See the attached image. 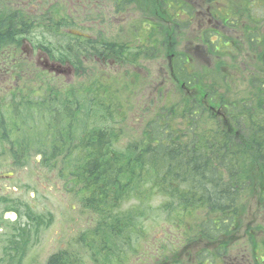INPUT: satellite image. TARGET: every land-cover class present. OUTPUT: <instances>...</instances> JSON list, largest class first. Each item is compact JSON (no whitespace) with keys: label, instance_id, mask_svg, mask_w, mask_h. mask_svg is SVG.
<instances>
[{"label":"rangeland","instance_id":"obj_1","mask_svg":"<svg viewBox=\"0 0 264 264\" xmlns=\"http://www.w3.org/2000/svg\"><path fill=\"white\" fill-rule=\"evenodd\" d=\"M175 1L131 0L132 6L124 15L121 24H118L120 20L117 19L113 0H107L104 5L94 2V9L96 11L100 9L103 12L100 15L105 14V17H93V19L106 22L102 35L98 34V30L92 31L94 37L125 44L122 35H129L128 39L130 38L132 47L129 52L136 53L130 60H123L121 53L111 49L113 58L116 56L119 60L112 64L108 62L104 64L93 57V53L99 54L102 50L89 52L88 55L83 47H78L77 40L66 37L64 31L68 26L62 23L58 27H42L37 24L31 27L30 32L25 30L11 40L0 43V61H6L3 66L7 68L0 76V173L14 171L9 178L0 179V197L5 198V201H0V215L8 209H15L20 214L17 221L6 219L4 222L5 237H0V264H48L49 259L55 255L63 256V260L69 259L68 264H103L104 249L96 246H91L89 249L86 245L88 241L83 238L84 234L90 236V228L95 227L97 215L84 206L76 191L74 193L71 190L68 181L74 183V176L67 177L68 171L61 174L58 170L63 163L71 170L75 161L81 162L85 159L86 151L81 143L74 144L70 156L62 153L52 160L57 163V168L48 166L52 161L46 165L44 160L39 161L36 158L39 148L42 151L43 148H47V145L43 147L41 129L44 124H52L54 121L51 112L41 109L40 102H43L44 96L48 95L50 90H59L64 94L70 89L73 103L69 113L78 121L77 127L74 126L72 130L79 133L105 131L113 125L116 126L118 122L116 118L121 106H117L115 102L120 105L123 101L124 119L119 125L123 136L118 140L109 139L108 142L110 151L121 153L122 144L133 141L131 136L141 135L146 121L152 118L157 110L184 98L182 93L186 89L182 91L183 89L180 88V84L184 85V83L178 80L175 73L178 53L193 57L191 67L198 78L201 77L203 69L215 67L217 60L204 48L199 47L201 39L198 32L180 26L183 25V22H180L182 16L177 15L179 9ZM230 1L221 0L213 4V11L216 14L210 13L203 6H198L201 11L197 16L202 18V22L207 26L223 29L226 36L239 39L243 47L234 45L229 50L235 51L240 47V53L243 55L248 43L246 37H243L244 32H240L242 24L246 27L247 24L250 25L251 20H256L259 23L258 27L256 26L257 36L264 34V19L261 16L264 14V0L259 2L234 0L229 4ZM65 4V2L57 4L51 12L48 10L49 7L44 5L42 12L47 14L46 18H51L53 15L61 18ZM228 4L230 13L226 15ZM249 4L252 5V9L248 8ZM5 5L9 4L0 0L1 13ZM234 9L240 18L232 16L231 10ZM88 10H92V7ZM4 17L0 19V30L4 27L1 22L6 21L3 20ZM225 17H228L229 21H236V24L229 25L228 21L222 23ZM39 21L41 18L38 19ZM72 21L77 19L74 18ZM29 45L35 48L41 46L53 59L64 58L65 52L74 49L77 53L75 56L84 58L82 64L85 69L78 70V83L69 88L66 85L68 82L66 77H63L64 82L58 80L54 74L43 72L34 64L28 67L32 61L35 63L27 54ZM12 48L14 50L11 55ZM196 50L202 51L204 56H197L193 52ZM236 55L240 58L239 52ZM224 60L231 66L236 63L235 56H225ZM24 65L27 66L23 68ZM9 86L16 87V91L20 90L19 88H23L24 91L22 95L18 93L12 99L6 95ZM16 97L17 99L14 100ZM78 98L80 100L76 101ZM14 103L20 105L18 110L13 109ZM98 117L102 118L98 119ZM39 123H42L41 128ZM34 126L39 136L35 142L36 148L29 151L30 158L27 162L19 164L14 152L10 150L11 145L14 146L12 140L22 138L23 133L30 137ZM19 128L21 129L14 133V130ZM45 151L48 153L51 149ZM155 204L158 205L159 201L155 200L153 206ZM166 217V212L155 208L146 211L139 224H134L132 239L118 242L117 255L122 258V261L118 262L120 264H258L253 260V256L256 255L259 264H264V206L261 207L259 197H253L252 204L244 211L240 228L233 236V242L224 244L217 254L204 256L200 262L198 260L200 257L195 255L192 244L191 251L186 254V250L183 249L184 243L179 241V236L175 237L178 243H169L174 236L167 238L165 232L170 228L172 230L176 228L173 226L174 223L168 220L161 224ZM257 228L259 230L256 234L249 232ZM252 236L255 238V244L251 240ZM89 240L92 241L90 238ZM172 247L176 250H172ZM162 248L160 253L163 255L156 257L154 251ZM256 250L263 251L256 253Z\"/></svg>","mask_w":264,"mask_h":264},{"label":"trees","instance_id":"obj_2","mask_svg":"<svg viewBox=\"0 0 264 264\" xmlns=\"http://www.w3.org/2000/svg\"><path fill=\"white\" fill-rule=\"evenodd\" d=\"M115 4L126 11L132 3L115 0ZM68 8L64 7L58 23L50 21L54 27L61 23L72 26ZM236 13V9L231 10L234 18L239 17ZM261 16L264 19V14ZM48 23L43 22L42 26ZM1 25L4 27L0 30V43L13 38L17 30L9 29L6 22ZM258 25L256 20H251L246 27L242 24L248 43L243 55L240 47L229 50L234 45L243 47L241 41L222 34L212 40L206 32L205 43L220 54L215 67L203 69L200 78L189 68L193 58L178 53L175 73L184 83L180 84L182 91L189 89L191 93L185 90L181 101L157 110L146 121L144 131L138 136L142 137L138 140L131 136L133 141L124 142L121 153L110 151L108 142L123 136L119 127L124 119L123 101L120 105L115 102L121 106L116 126L105 131L79 133L72 130L78 121L69 113L73 103L70 89L64 94L50 90L40 102L41 109L51 112L54 120L41 129L43 147L47 145V148L38 151L43 153L44 163L47 165L62 153L70 156L74 144L81 143L86 151L85 159L75 161L71 170L64 163L58 170L61 174L68 171L67 177L74 176V183L67 180L71 190L97 215L90 236L84 234L83 238L88 241L89 249L91 246L104 249L103 264H120L118 242L131 240L134 224H139L144 213L152 208L167 213L161 224L167 220L174 223L176 230L170 228L165 232L167 238L174 236L169 243H178L175 237L179 236L186 254L192 244L200 262L204 256L217 254L224 244L233 242L253 197H259L261 207L264 206V34L257 36ZM75 39L82 46L88 42L85 38ZM238 52L240 58L236 55ZM225 56H235L236 63L228 65ZM72 86L75 85L68 87ZM19 108L14 103L13 109ZM39 124L41 128L42 123ZM22 138L13 139L14 146L10 147L19 164L27 162L29 151L36 148L37 128L34 126L30 137L23 133ZM49 149L47 153L45 150ZM48 166L57 168V163L52 161ZM155 200L159 204L153 206ZM259 228L249 232L256 234ZM251 240L255 244L253 236ZM160 250L163 248L154 251L156 257L163 255ZM68 260L55 255L48 264H68Z\"/></svg>","mask_w":264,"mask_h":264},{"label":"flooded vegetation","instance_id":"obj_3","mask_svg":"<svg viewBox=\"0 0 264 264\" xmlns=\"http://www.w3.org/2000/svg\"><path fill=\"white\" fill-rule=\"evenodd\" d=\"M59 0H3V2H5V4H9V5H5V9L3 11V13L0 12V19L5 16L3 18V20H6L5 22L7 23V25H9V29L15 30V33L18 32V34L20 33H24L26 30V21H35L39 18L40 15H42V7L44 5H56L58 3ZM78 1V0H75ZM70 2L73 4L74 0H70ZM94 2H99L100 4L104 5L107 0H83V11H84V19L89 21L91 19V13L92 10L94 9ZM89 7H92V10H88ZM100 13H103L102 11H100V9L97 12L98 17H105V14L100 15ZM203 14V13H202ZM116 15H117V19H119L120 21H118V24L122 23V20L125 18L124 15H126V13H123L121 11L120 8H116ZM200 21H202L200 19ZM129 35H122V38L125 39V44L123 46H121L120 48H118L117 50H115L117 53H121V56H123V60L127 59L130 60L132 58V56L134 57V54L136 53H130L129 51L132 49L131 44H130V38L128 39ZM127 38V39H126ZM88 39H93L92 36H90ZM121 39V40H123ZM101 50L98 53H93V57L95 59H98L99 61L105 63H110L112 64L114 61H118L119 59H117V57L115 56L113 58V55L111 54H107L105 52V45H100ZM27 54L29 56H31L34 60L35 63H33L34 65L38 66L39 68L43 69V67L45 65H49L50 62H57L56 59H53L50 54L46 51L43 50L42 48H35V47H30L27 50ZM90 53H88L89 55ZM121 62V61H120ZM4 62H0V70H4L7 68H4L3 66ZM1 204V202H0ZM5 213V212H4ZM4 213H2L0 215V237H5L4 236V228L5 227V221L6 218L4 217Z\"/></svg>","mask_w":264,"mask_h":264},{"label":"water","instance_id":"obj_4","mask_svg":"<svg viewBox=\"0 0 264 264\" xmlns=\"http://www.w3.org/2000/svg\"><path fill=\"white\" fill-rule=\"evenodd\" d=\"M76 33V32H74ZM78 34H81V33H78ZM17 214L13 211V212H8L6 214V217L10 218L11 220H14L16 218Z\"/></svg>","mask_w":264,"mask_h":264}]
</instances>
